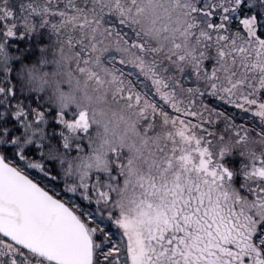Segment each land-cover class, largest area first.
<instances>
[{"label": "snow or ice", "instance_id": "1", "mask_svg": "<svg viewBox=\"0 0 264 264\" xmlns=\"http://www.w3.org/2000/svg\"><path fill=\"white\" fill-rule=\"evenodd\" d=\"M0 264H264V0H0Z\"/></svg>", "mask_w": 264, "mask_h": 264}, {"label": "trees", "instance_id": "2", "mask_svg": "<svg viewBox=\"0 0 264 264\" xmlns=\"http://www.w3.org/2000/svg\"><path fill=\"white\" fill-rule=\"evenodd\" d=\"M229 159H230L231 161H235V160H236V161L240 162L242 158L239 157L238 154H237V155H235V156L230 157Z\"/></svg>", "mask_w": 264, "mask_h": 264}, {"label": "rangeland", "instance_id": "3", "mask_svg": "<svg viewBox=\"0 0 264 264\" xmlns=\"http://www.w3.org/2000/svg\"><path fill=\"white\" fill-rule=\"evenodd\" d=\"M234 156H235V155H234ZM232 163H233L234 165H237V166H238L240 162H238V161L235 160V161H232Z\"/></svg>", "mask_w": 264, "mask_h": 264}]
</instances>
